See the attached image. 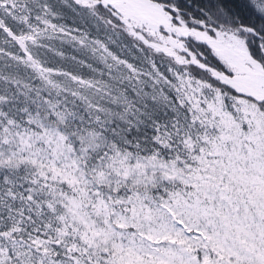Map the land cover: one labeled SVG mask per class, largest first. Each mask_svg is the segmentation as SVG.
Returning a JSON list of instances; mask_svg holds the SVG:
<instances>
[{
  "label": "snow or ice",
  "instance_id": "1",
  "mask_svg": "<svg viewBox=\"0 0 264 264\" xmlns=\"http://www.w3.org/2000/svg\"><path fill=\"white\" fill-rule=\"evenodd\" d=\"M0 264H264V0H0Z\"/></svg>",
  "mask_w": 264,
  "mask_h": 264
}]
</instances>
